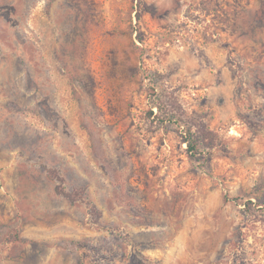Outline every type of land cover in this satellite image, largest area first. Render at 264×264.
Listing matches in <instances>:
<instances>
[{"label":"rangeland","instance_id":"rangeland-1","mask_svg":"<svg viewBox=\"0 0 264 264\" xmlns=\"http://www.w3.org/2000/svg\"><path fill=\"white\" fill-rule=\"evenodd\" d=\"M0 264H264V0H0Z\"/></svg>","mask_w":264,"mask_h":264},{"label":"trees","instance_id":"trees-1","mask_svg":"<svg viewBox=\"0 0 264 264\" xmlns=\"http://www.w3.org/2000/svg\"><path fill=\"white\" fill-rule=\"evenodd\" d=\"M153 115V112L150 113ZM185 142L188 144L190 151H196V144L192 141L190 134L186 135L184 138ZM61 170L59 169H49V176L56 181V192L60 195H63L70 203L76 204L83 200V192L80 189L69 190L65 186V179L61 176ZM92 219L95 224H100L101 214L95 206L90 208Z\"/></svg>","mask_w":264,"mask_h":264}]
</instances>
